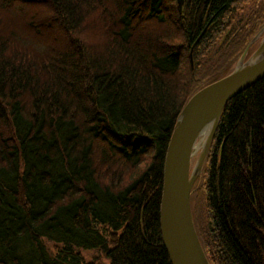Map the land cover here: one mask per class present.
I'll use <instances>...</instances> for the list:
<instances>
[{"label": "trees", "instance_id": "1", "mask_svg": "<svg viewBox=\"0 0 264 264\" xmlns=\"http://www.w3.org/2000/svg\"><path fill=\"white\" fill-rule=\"evenodd\" d=\"M246 1L0 0V264H170L167 144L264 25L255 0L234 29ZM198 179L209 263L264 264V77L226 103Z\"/></svg>", "mask_w": 264, "mask_h": 264}, {"label": "water", "instance_id": "2", "mask_svg": "<svg viewBox=\"0 0 264 264\" xmlns=\"http://www.w3.org/2000/svg\"><path fill=\"white\" fill-rule=\"evenodd\" d=\"M182 4L183 0H177L179 10ZM201 36L190 49L191 66L192 51ZM263 77L264 25L230 72L195 92L176 117L163 161L159 203V231L170 264H210L193 223L192 189L203 169L226 103Z\"/></svg>", "mask_w": 264, "mask_h": 264}, {"label": "rangeland", "instance_id": "3", "mask_svg": "<svg viewBox=\"0 0 264 264\" xmlns=\"http://www.w3.org/2000/svg\"><path fill=\"white\" fill-rule=\"evenodd\" d=\"M253 4H255V0H247L245 3L243 2L241 4L243 6V7H241V10H238L237 12L233 13V18L231 19V21H232L231 25L234 27V29L236 27L240 26V22L242 21L241 18L246 16V14L252 9V5ZM257 43H258V41L255 42L249 48V51L252 48L254 49ZM223 48H225L224 44L223 45H219L218 44L217 47L214 50L215 51L216 50L217 51H221ZM216 57H217L216 53H214L213 55L208 57L207 62H206L208 64V66L212 65L214 62H216ZM189 64L191 65L190 59H189ZM199 74H198V76H199ZM208 76H199V78L201 77V79L203 80L204 78L206 79ZM194 160L195 159L192 160V164H193ZM199 179L196 180V182L194 183V186H193V189H192V193H191V212H192V217L194 219V222H195L196 226L201 231L203 227H206L207 215H206V210H205L204 193H203V190H202L203 188H202V185H201L202 182ZM81 253H82V257H83V260H84L85 263H88V264H100V263L107 264L106 261L100 259V254L97 251H82Z\"/></svg>", "mask_w": 264, "mask_h": 264}]
</instances>
